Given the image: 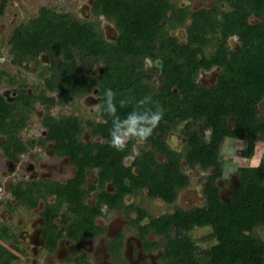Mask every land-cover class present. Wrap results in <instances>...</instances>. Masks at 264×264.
<instances>
[{"label":"trees","instance_id":"trees-1","mask_svg":"<svg viewBox=\"0 0 264 264\" xmlns=\"http://www.w3.org/2000/svg\"><path fill=\"white\" fill-rule=\"evenodd\" d=\"M200 1L211 4L190 10L173 0H95L94 12L112 21L118 32L112 43L105 41L92 23L49 9H43L26 30H16L13 47L16 55L21 52L18 57L27 54L26 50L35 60L44 52L52 61L51 75L45 78L44 86L57 92L58 100L43 92L33 98L51 107L74 101L93 87L100 89L97 116L101 121L83 120L73 114L51 116L48 112L42 118L47 129L44 141L52 142L58 156L68 158L75 168L73 177L63 184H42L43 191L35 183H18L11 189L13 197L29 207L35 206L38 199L32 194L33 189L42 198L56 196L54 204L41 213L44 238L55 240L67 232V237L81 241L97 234L102 229L95 225L94 218L105 205L126 213L136 211L132 224L139 229L143 246L162 249L161 264H264V157L255 165L236 168L239 184L227 200L218 195L215 178L221 174L220 162L219 157L213 158L222 139L231 138L244 142L245 147L238 154L249 159L260 137H264V116L260 117L258 110L264 99V0ZM251 17L256 21L251 22ZM175 27L185 31L184 43L168 34L167 28ZM231 37L238 44L233 49L228 45ZM90 56L105 65L101 76L84 73ZM148 57L161 62L159 89L142 70L143 59ZM214 67L219 72L212 86L196 82L200 70ZM106 88L114 92L115 116L123 118L134 109L163 111L161 121L144 140L151 150L134 159L137 173L123 165L137 139H129L123 150L111 146L113 115L104 110ZM145 97L150 100L138 105ZM121 100L125 101L123 106ZM229 121L232 129L228 128ZM176 125H181L180 132L186 140L184 154L188 165L212 169L203 189L204 206L190 211L177 208L158 217H151L137 204L124 206L125 195L135 196L142 189H146L148 198L171 204L178 189L188 184L187 175L179 168L180 154L170 151L165 142L167 133ZM21 126L22 122H17L15 131ZM85 128L90 131L89 141L81 138ZM208 133L210 142L206 139ZM14 135H10L14 150H23ZM211 143L217 146L211 148ZM5 152L14 158L8 149ZM156 154H162L165 161L158 163ZM91 170L96 172L94 184L86 181ZM107 183L112 191L105 189ZM84 185L87 194L99 189L93 206L86 205L79 193ZM59 214L61 219L56 225L54 219ZM144 219L147 222L139 225ZM197 228L209 229L199 239L211 241L208 246H200L191 237ZM257 229L263 234L256 233ZM4 232L0 226V238L5 237ZM149 232L164 242L146 240Z\"/></svg>","mask_w":264,"mask_h":264},{"label":"flooded vegetation","instance_id":"flooded-vegetation-1","mask_svg":"<svg viewBox=\"0 0 264 264\" xmlns=\"http://www.w3.org/2000/svg\"><path fill=\"white\" fill-rule=\"evenodd\" d=\"M94 3H95V0H91L88 2V4H86V7L89 9L88 12L91 15H95L98 18L100 17L101 19H105V21H107L108 23H112L113 30H114L113 32L115 34L114 37L110 38L112 40H109L108 37L105 35V32L103 33V30H101V28L98 25H95V23L93 21L91 22L89 19H80V18H78L74 15H71L69 13H66V14H69L78 20L92 23L94 25L95 29L97 31H100L103 39L109 43H112L116 40V36H117L118 32L116 31L115 26H114L112 21L107 19L105 16H103L101 14H96L94 12ZM6 4H7V0H0V16L3 13ZM177 5L179 6V4H177ZM180 7H183V6H180ZM184 7H187V6H184ZM43 9H49L50 11H53L56 14L57 13L60 14V12H56L49 7L42 6L38 9L35 16H32L25 21H20L18 24H16L12 28L11 33L9 35H2L0 33V151H1L2 155L6 158V160H8L11 164L18 163L20 161V158L26 156L30 150L32 151V149H34L35 147L36 148H40V147L43 148L46 143H51L50 150H53L52 149V142L44 141V139L47 135V129L42 125V118L44 117V115L47 112L50 113V110L46 104H43L46 106V108L44 107V112L40 116V122H39L40 126L43 128V133L41 132L42 133L41 136L38 138H33L31 135L32 134L31 128L30 129L28 128V123H29V119H30L29 116L31 115V111L34 109L33 104L35 102H41L39 99L33 98V96H35L36 93L38 94L37 87H39L40 90L43 88L42 91H46V88L44 86V80H45V78H49V76L51 75V71H52L50 69V67L52 66L51 57L48 56L46 53L41 52L37 55L35 60H33L31 58V55L29 54V52L26 50H25V52L28 55L22 54L21 57H18V56H20L21 52L18 51V54H17L18 56H17L15 54V51H17V50H15V48L13 47V44H15L14 34H15L16 30L20 29L21 27H23V29H22L23 31L26 30V28L29 26V24L33 20L39 18V16L41 15V11ZM61 14H65V13H61ZM168 15H170V14L168 13ZM177 29H183V28H181V27L167 28L168 34L170 36H174L171 34V31H174ZM177 38H178L180 43L185 42V40L181 41L179 39L180 37H177ZM229 39H231V38H228V42H229ZM3 49L5 50V52H3ZM57 59H59V58H57ZM87 61L89 62V64L86 65L85 68H83L84 73H87L88 71H90L93 74H95L96 76H101L104 73L105 65L103 63L96 62V60L94 58H92L91 56L87 59ZM76 62H77L76 67H78L77 66V64H79L78 59H76ZM142 63H143V69L142 70L145 71V75L148 77L149 81L152 84H154L157 89H159L161 87L160 86L161 81H160V77H159V67L161 64L160 60L158 58L152 59L151 57H148V58H144ZM4 65H6V67H4ZM98 65L100 67L99 70H97ZM76 67H75V70L77 69ZM215 68L216 67H214L212 69H215ZM201 71H203L204 73L208 72L205 70H200L199 73ZM77 72L79 73V69H77ZM199 73H198V75H199ZM32 75H35L34 77L37 79L36 85H32L26 81L27 79L25 78V76L28 78H31ZM155 76L158 77V80H159L158 84L156 83L157 81L155 82ZM198 84H200V83H198ZM201 85L212 86V85H204V84H201ZM42 91H40V92H42ZM99 92H100V89L98 87H93L91 89L90 93H88V94H86V95H84L78 99H81L85 96H89L91 94H94L96 96L95 104H96L97 109L93 110L92 114L94 116H96L97 119L99 118L98 121H101V118L99 116H97V113L99 112V106H98V104H99L98 102L100 100V96H98ZM51 116H59V115L51 114ZM60 116H65V115H60ZM91 120H93V119H91ZM19 121L22 122L23 126H21L19 129L16 128V131H15L14 127H16V124ZM93 121H95V120H93ZM86 130H88L89 140L92 139V138H90L89 129L85 128L83 133ZM180 130H181V125H176V126L172 127L166 135L165 142H166L168 148L170 149V151L180 154L179 168H180V170L183 171L184 174L187 175L188 184L185 187L178 189L177 196H176L174 202L171 204H167V203L161 201L160 199L148 198L146 189H142L135 196L125 195L123 197L124 206H128L130 204H137L135 200L143 192H144L143 195L145 196V198L147 200H150L152 202L159 200L164 204L163 206L168 205L169 207H171V210L166 212V213L173 212L174 209H177V208L184 210V211H190V210H193L195 208H201L202 206H204L205 196L203 194V189H204V186L206 183V177L209 175V173L212 169L208 168V169L204 170L199 165H195L194 167H190V165H188L187 161L185 160V154H184V147L186 144V140L183 137V135L181 134ZM83 133H82V135H83ZM11 134H15L19 138V141L23 147V150H20L18 152H16L14 150V146H12L11 141H10L11 140V137H10ZM82 135H81V138H82ZM93 139L99 140L100 142H106V140H103L100 137H94ZM206 139H208L207 134H206ZM39 141H42L44 143L39 144L38 143ZM6 149H8L10 155L11 156L13 155L14 158L6 155V152H5ZM150 150H151V146L149 145V143L145 142L144 140L143 141H138V140L135 141L131 147V154L128 157H125L123 159V165L126 167H130L131 171H133L134 173H137L138 168H137V166H134V164H133L135 157H140L144 153H148ZM220 150H221V148L219 147L217 149L216 154L215 155L213 154V158L219 157L217 159L220 162V172H221L220 176L215 178V185L217 187L219 197L221 199H225V198H229L228 193L231 194V191L237 187L238 183H237V185H234L235 182H237L235 180L236 179L235 173L224 174V172H225L224 163L220 159V156H221ZM155 160L158 163H161V162L165 161V157L162 154H156ZM11 164H9V165H11ZM194 171L196 173H198L197 177H195V178H193L190 175ZM92 172H94V175H93L94 181H90V180L88 181L87 177H88V175H91ZM74 173H75V171H74ZM74 173H73V175H74ZM95 174H96L95 170H91L90 172H88L86 175L87 176L86 181L91 183V184H94L95 183ZM73 175H72V177H73ZM71 178H68V179H71ZM192 181L194 182V184L192 183ZM53 182L63 184L66 181L61 183V182H58L56 180L41 178L37 181H18L17 183L10 185L8 187L9 188L8 189V192H9L8 198H4V199L0 200V202L4 203V205L7 209V212H9V214H10L9 210L12 208V202L11 201H13L16 205L23 204V205H25V207L32 208L33 210H35L39 206L38 201L41 199L42 200L41 201L42 202L41 203L42 208L39 211L38 218L36 220H31L30 222H28L26 224L25 228H23L21 230H17V231H16V229L15 230L9 229L8 220L3 219L1 212H0V226H2L4 228V231H6V232H4L5 237L0 238V264H5L6 260L9 261L8 264H160V262L156 263L154 261L155 259H157V257L159 255H155V257H153L154 260H146V255L148 253H153L154 250H159L161 248L160 247H148V249H147L145 246H143V244L139 238V229L137 227H136V231H138L137 237L141 242V248H140L141 253H145V258H142L141 260H138V259L129 260L128 259V256L133 255V252H131V250H129L132 247L129 248L125 244V243H127V240L125 238V234L122 231L119 230L116 232L115 231L110 232L111 227H108L109 229L105 228V230L102 229L97 234H95L91 237H84L81 241H74L71 238L67 237V232H62V235L60 237H57L55 240L54 239L49 240V238H47V237L44 238V235H43L44 218L42 217L41 213L44 211V209L46 207L52 206L54 204V202L56 200V196L53 194L47 195L46 196L47 199L49 197H53L52 202H48L47 199L44 200V198H42L40 195H37V191L35 189H33L32 194L34 196H38V199H37L35 206L29 207L28 205L24 204L23 202H18L13 197V194L11 193V189L15 185H17L18 183L21 184L22 186L27 184V183L28 184L35 183V184L41 185L39 191H43L45 189L43 187L44 185L49 186V185H51L50 183H53ZM42 184H44V185H42ZM233 185H234V187H233ZM82 189H85V190L83 192H81ZM105 189L107 191L113 190L110 183H107L105 185ZM181 190H183V192L186 193V197H185L186 202H181V204L179 202V204L181 205L180 206L178 203H176V200L179 196V191H181ZM187 190L192 191V193H188ZM79 193L84 198V203L86 205L93 206L95 201H96V195L99 193V189H97L95 191H90L87 194V186L84 185L79 190ZM182 196H183V194H181L180 197H182ZM31 197H32V195H31ZM93 198H94V201L91 203L90 200ZM128 198L131 199L130 202H127ZM190 199H193L192 200L193 202H191ZM137 205H139V204H137ZM103 208H105V211H108V212L119 210V209L111 210V209H108V207H106L105 205H102L100 208L101 214L94 218V222H95L96 218L103 215V212H102ZM29 210H31V209H29ZM120 210L123 212V215L129 219L128 220L129 223L132 224V221L137 217L136 211L130 210L126 213L124 209H120ZM133 212L135 213L136 216L131 218V213H133ZM162 214H165V213H162ZM162 214H160V215H162ZM150 216L151 217H157V216H153V215H150ZM60 217L61 216L59 214L54 219V223L56 225L59 224V219H61ZM144 220H145V222H147L146 221L147 219H144ZM142 222L139 225L142 226V224L145 223V222H143V223ZM96 226L99 228L102 227L99 225H96ZM132 226H133V224H132ZM258 231H260V230L257 229L256 233H258ZM150 234H151V236H153L154 238H157V239H151L150 240L148 238V236ZM159 238H161V237L155 236L151 232H149L145 236V239L150 241V242H158V244L163 243L164 242L163 239L161 238L162 240L159 241ZM94 239H96L97 246L94 248V250L93 249L91 250L90 244ZM160 251H161V255L163 257L162 249ZM62 256H64V257H62ZM161 263H162V259H161Z\"/></svg>","mask_w":264,"mask_h":264},{"label":"rangeland","instance_id":"rangeland-1","mask_svg":"<svg viewBox=\"0 0 264 264\" xmlns=\"http://www.w3.org/2000/svg\"><path fill=\"white\" fill-rule=\"evenodd\" d=\"M91 0H7V4L5 6V9L0 16V33L2 35H9L11 33L12 28L18 24L20 21H25L28 18L35 16L38 9L42 6L49 7L53 9L56 12L60 13H69L71 15H74L80 19H89L91 22L93 21L95 25H98L101 30H103V33L105 32V35L108 37L109 40H112L110 38L114 37V30L112 23H108L105 21V19H101L100 17H96L95 15H91L88 12V8L86 7V4ZM176 4H179V6H187L190 10H196L201 7H208L211 3L210 2H202L200 0H173ZM251 22L256 21L255 18H250ZM171 34L180 37L179 39L181 41L185 40V31L183 29H177L174 31H171ZM236 39L232 38L229 39L228 45L233 49L238 46V44L235 42ZM3 52L5 50L3 49ZM7 58V57H6ZM43 58V57H42ZM6 67V65H4ZM98 67V68H97ZM97 70L100 69L99 65L97 66ZM219 72L217 68L211 69L210 71L204 73L201 71L196 79L197 83L204 84V85H213L215 82V78ZM35 75H32L31 78H28L26 81L32 85L37 84V79L34 77ZM157 81V82H156ZM155 82L158 84L159 80L158 77L155 76ZM37 87L38 93H41L42 89ZM44 95L47 97L52 98L54 101H57L59 96L57 92L55 91H42ZM37 94V93H36ZM96 96L94 94H91L89 96H85L81 99H75L74 101H70L66 104H56L51 107H48L50 110V113L53 115H69L74 114L80 116L82 119H93L95 121H98L96 116L92 114V111L97 109V107H93L95 104ZM34 109L31 111V115L29 116V123L28 128H31L32 137L38 138L43 133V128L40 126V116L44 112V107L42 102H35L33 104ZM258 110H259V116H264V100L261 101L258 104ZM231 126V124H230ZM42 132V133H41ZM44 135V134H43ZM82 138L85 141L89 140L88 136V130H86ZM207 138L210 142L211 137L209 133L207 134ZM243 141H240L238 139H231L226 138L222 139L221 141V156L220 159L224 163V174H231L235 173V170L237 167H247L257 164L262 157H264V137H260V140L258 141L256 147H255V153L252 157L249 159H245L244 157H241L238 154V151L242 150L245 146L243 144ZM217 144L211 143V148L216 147ZM51 143H46L43 148H34L32 151L30 150L29 153L20 158V161L15 164H11L6 158L2 155L0 151V200L4 198H8L9 192L8 187L10 185H13L17 183L18 181H37L41 178L44 179H52L56 180L58 182H65L68 178H71L75 169L74 167L69 163V160L67 157L64 156H58L56 155L53 150H50ZM209 150V148H208ZM128 161V160H127ZM129 162V161H128ZM11 164V165H9ZM29 166V167H28ZM230 166V167H226ZM30 168V169H29ZM197 174L195 171L191 173L190 175L195 178L197 177ZM94 172H92L91 175H88L87 179L88 181H94L93 180ZM234 175V174H233ZM194 184V182L192 181ZM234 185H237V182H235ZM233 185V187H234ZM85 189H82L81 192H83ZM188 191V190H187ZM183 193V190L181 192L179 191V195ZM188 193H192V191H188ZM141 193L136 198V203L139 204L141 207H144L148 214L156 216L162 213H166L171 210V207L168 205H161L158 206L155 202H152L150 200H147L145 196ZM47 198L45 197L44 200ZM182 197L177 198L176 203L181 204ZM53 197H49L47 199L48 202H52ZM193 199H190L191 202ZM42 200L40 199L39 206L33 210L32 208L25 207V205H16L13 201L12 202V208L7 212V209L3 202H0V212L3 219H7L9 224L8 227L11 230H21L25 228L26 224L30 222L31 220H36L38 218V213L42 208ZM91 203L94 201V198L90 200ZM131 199H127V202H130ZM159 203V202H157ZM179 204V205H180ZM181 206V205H180ZM187 206V205H186ZM184 207V206H183ZM31 209V210H29ZM64 210V207L61 208V211ZM103 215L95 219V223L99 226L108 228L111 227L110 232H116V231H122L125 234V238L127 240V247H132L129 250L133 252L132 256H128L129 260H141L142 258H145V253H141V242L137 237L136 227L132 226L131 223H129V219L126 218L123 215V212L119 210L115 211H105V208L102 210ZM135 213H131V218H133ZM145 222V220L143 221ZM142 222V223H143ZM109 229V228H108ZM260 230V229H259ZM209 231L208 228H197L194 229L190 235L191 237L198 242V244L202 247L208 246L210 242H204L200 241L199 239L203 237L205 234H207ZM259 235L263 234V231H258ZM148 238L151 239H157L151 236V234L148 236ZM162 239L159 238V241ZM161 249L154 250L153 253H148L146 255V260H154L153 257L155 255L161 254ZM64 257V256H62ZM76 263V262H75Z\"/></svg>","mask_w":264,"mask_h":264},{"label":"clouds","instance_id":"clouds-1","mask_svg":"<svg viewBox=\"0 0 264 264\" xmlns=\"http://www.w3.org/2000/svg\"><path fill=\"white\" fill-rule=\"evenodd\" d=\"M104 96V110L110 115H113L112 127L110 129L111 146L117 150H123L126 142L131 138H135L138 141L145 140L152 134L153 130L157 127L163 117V111L161 109L153 111L151 108H145L143 110L134 109L123 118L115 116L116 106L113 103V90L106 88ZM148 100H150V97H145L138 101L137 104L141 106L145 105ZM120 104L123 106L125 101L121 100ZM93 107L96 106L94 105ZM235 180L239 184L237 176Z\"/></svg>","mask_w":264,"mask_h":264},{"label":"crops","instance_id":"crops-1","mask_svg":"<svg viewBox=\"0 0 264 264\" xmlns=\"http://www.w3.org/2000/svg\"><path fill=\"white\" fill-rule=\"evenodd\" d=\"M181 192V191H180ZM183 194V196H182V199L180 200L181 202H186V193H182ZM181 196V194L179 195V197ZM157 202H159V203H157ZM156 204H158V206H161V205H164L161 201H159V200H157L156 201ZM160 215V214H159ZM159 215H156L157 217L159 216ZM95 223V222H94ZM95 225H97L96 223H95ZM101 229H104L105 230V227H101ZM91 246H90V249L92 250H94V248L97 246V242H96V239H94L92 242H91V244H90ZM161 259H162V255L160 254L158 257H157V259H155L154 261L156 262V263H158V262H160V264H161Z\"/></svg>","mask_w":264,"mask_h":264},{"label":"water","instance_id":"water-1","mask_svg":"<svg viewBox=\"0 0 264 264\" xmlns=\"http://www.w3.org/2000/svg\"><path fill=\"white\" fill-rule=\"evenodd\" d=\"M231 40H232V38H231ZM263 100H264V99H263ZM263 100H262V101H263ZM228 128H229V129H232V127L230 126V121L228 122ZM229 196H230V193H228V197H229ZM222 198H223V197H222ZM227 199H228V198H225V199H223V200H227Z\"/></svg>","mask_w":264,"mask_h":264}]
</instances>
